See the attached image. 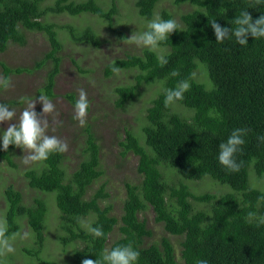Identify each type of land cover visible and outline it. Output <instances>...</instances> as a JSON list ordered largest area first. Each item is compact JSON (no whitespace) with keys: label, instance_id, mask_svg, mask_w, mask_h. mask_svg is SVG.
<instances>
[{"label":"trees","instance_id":"16d2710c","mask_svg":"<svg viewBox=\"0 0 264 264\" xmlns=\"http://www.w3.org/2000/svg\"><path fill=\"white\" fill-rule=\"evenodd\" d=\"M159 1L134 2L137 15L146 23L145 31ZM172 1L176 5H190L191 9L181 13L177 21L179 28L168 40L160 42L156 49L133 48L103 67L105 77L114 74L113 62L123 70L137 69L135 84L116 85L112 91L114 97H108L115 108H124L147 86L158 85L141 115L134 116V120L143 118L144 122L139 121L137 127L125 123L122 132L114 133L118 154L124 157L132 152L137 156L136 171L142 177L141 184H126L119 217L112 213L110 204L103 205L108 198L105 181L87 197L88 187L104 174L99 168L103 137L89 122L86 127L79 126V135L69 142L70 147L78 145L79 154L69 175L63 166L65 153H52L46 161L24 170L27 185L42 194H54V204L40 196L25 204L23 193L11 183L3 190L8 236L17 234L23 221L34 237L31 247L20 248L27 256L26 264H58L53 258L41 255L50 207L59 211V228L64 232L59 243L63 247L75 246L68 264L99 258L105 249L128 243L140 253L137 264H195L198 259H206L209 264H264V225L258 223L264 217V200L258 199L264 196V142L258 139L264 136V38L249 35L245 46L237 44L231 36L218 43L209 24L215 20L222 27L235 29L233 20L245 10L254 21L264 15V0L259 5L255 0ZM103 6L98 0H0V53L11 44L26 45L28 32L41 33L49 43L31 67L11 68L0 62L2 74L11 77L13 71L35 72L49 63L37 95L49 98L55 95L53 89L61 72L65 48L59 31H66L75 43H91L96 47L101 44L93 27L79 28L70 22L54 21L53 16L61 13L93 14L107 22L117 41L133 44L127 38L137 27L118 25L114 1L107 8ZM160 17L174 19L173 13L166 9L160 10ZM159 49L164 51L159 54ZM161 55L168 61L163 66L158 62ZM201 68L207 79H200L197 74ZM78 69L86 72L80 66ZM173 71L179 75L172 76ZM182 80H188L191 85L183 100L166 105L164 89L175 88ZM66 97L74 106L76 94L70 91ZM26 99L1 103L13 109ZM177 105L186 112L176 110ZM236 128L248 132L235 155L242 167L231 172L218 162V146ZM0 131L2 136L5 129ZM18 153L17 146L10 145L4 151L0 143V160L12 168H17L13 159ZM166 167L174 168L173 172L185 180L197 181L208 175L229 188L220 193H198L188 184L166 177L162 173ZM250 172L256 177L253 181ZM194 203L204 207L196 208ZM148 206L154 220L162 223L168 233L182 237L179 257L168 237H162L160 244H146L152 231L139 214ZM248 212L256 213V218L249 220ZM89 217L92 219L88 225L102 227L105 234L102 238L93 236L85 227ZM115 229L119 237L109 243Z\"/></svg>","mask_w":264,"mask_h":264},{"label":"rangeland","instance_id":"374dc122","mask_svg":"<svg viewBox=\"0 0 264 264\" xmlns=\"http://www.w3.org/2000/svg\"><path fill=\"white\" fill-rule=\"evenodd\" d=\"M52 1V0H50ZM107 8L111 1H114L118 8V14L115 16L118 19V25L122 26H136L137 32L145 31L146 23L137 14L135 8V0H98ZM166 9L173 13L174 19L179 20V16L182 12L191 9L190 5H176L172 0H160L153 7L152 19L156 16H160V10ZM114 19V20H115ZM53 20L61 24L73 23L79 28L84 26L93 27V29L99 35L101 44L99 46H93L91 43H75L72 42L64 30L59 31V37L64 45L62 68L54 86L55 95L49 98L56 107V113L46 115V119L49 121L48 135L59 136L68 143V150L64 152L66 154V160L64 161L65 173H69L75 168L79 156L76 150L77 144H72L70 147L69 142H73L74 136L79 135V124L74 117V106L68 101L66 97L67 92H74L76 99H78L79 89L83 88L87 92L89 100V109L87 122L92 124V128H96L103 137V149L100 154V165L104 171L103 176L96 182L92 183L87 189V197L92 195L102 183L106 182L105 191L108 193V198L105 199L104 204H110L112 206V213L119 217L123 210L122 205L126 196V184L132 183L139 186L141 184V175L136 171L137 156L132 152H129L126 156L122 157L118 154V148L114 137L115 130L120 132L122 126L127 123L130 126H135L144 122L142 120H134V116L141 115L142 110L148 104L149 98L153 96L156 86H147L139 97L134 101L125 105L124 108H115L110 104L108 97L113 98L112 92L116 85L119 84H132L136 82L135 75L137 69H126L116 74L114 73L110 77H105L103 73L104 64L115 57L122 56L126 51L133 48H142L134 43L128 44L125 42L117 41V37L114 32L108 27L107 22L98 18L93 14H80L71 16L68 13H61L53 16ZM114 25V24H113ZM135 30V31H136ZM133 31V32H135ZM132 32V33H133ZM131 35V34H130ZM48 40L39 32H28L27 43L24 46L11 44L8 46L5 52L0 53V62L5 63L7 67L15 68L16 66L31 67L35 64L36 60L42 57L44 52L48 49ZM164 50L159 49L161 54ZM49 63L43 66L41 69L32 72L29 70L13 71L11 75V87L8 89L0 88V103L3 100L27 98L21 105H16L15 110L16 118L22 110L27 106V101L35 99L37 101L35 105V111L38 114L42 113V104L38 102L39 95L37 90L41 88V83L44 79L46 70ZM78 66L85 69L86 72L80 71ZM2 66L0 67V74ZM200 79H207V74L203 69H199L198 73ZM3 75V74H2ZM176 110L184 111L181 106H175ZM126 120H129L128 122ZM53 121H57L54 123ZM15 123V120L8 122H0V129L5 130L11 124ZM54 129V130H53ZM1 132V131H0ZM18 157L14 158V162L17 163V168H12L9 164L3 160H0V219L5 218L6 212V200L3 195V190L8 184L13 186L23 193L24 203H30L33 197H42L46 200H51L54 204V194L47 195L42 194L37 189H32L27 185L26 178L24 177V170L29 166L22 163L23 155L27 153L22 148L18 147ZM119 157V158H118ZM122 158V159H120ZM33 163L30 165H37ZM172 167H166L162 173L166 177L173 180L182 181L189 185V187L195 192H218L229 188L226 184H221L206 175L201 180H185L179 175L177 176ZM255 175L250 172V181L255 180ZM196 208H203V204L194 203ZM140 218L146 220V225L151 229L152 235L146 238V244L156 243L160 244L162 237H168L174 244L176 256L180 255V243L182 237L172 235L168 233L163 224L154 220V213L148 206L145 211L139 214ZM91 217L87 219V225L91 221ZM27 232L26 238H21L23 233ZM18 235L11 241L15 248L13 253L8 254L6 257H0V260L5 261V264H26L27 256L20 250L21 247H31L34 241L33 235L29 232V228L22 222H20V230ZM64 232L59 228V211H56L53 207L49 208L46 229H45V247L42 252L43 257L53 258L58 264H68L71 261V255L73 253V246L68 245L63 247L59 243V236ZM12 236H10L11 238ZM119 237V232L115 229L109 236V243ZM29 260V258H28ZM34 261V260H33ZM35 262V261H34Z\"/></svg>","mask_w":264,"mask_h":264},{"label":"clouds","instance_id":"9594fccd","mask_svg":"<svg viewBox=\"0 0 264 264\" xmlns=\"http://www.w3.org/2000/svg\"><path fill=\"white\" fill-rule=\"evenodd\" d=\"M261 0H255V4L259 5ZM236 25L235 29L222 27L215 20L209 22L214 31L215 40L218 43H223L225 39L235 38V42L240 46L247 45L249 35L253 38H264V15L253 21L252 16L248 11H242L238 17L233 20ZM179 25L175 19H163L156 15L147 24V30L143 32H133L128 42L134 43L137 46L156 49L160 42L168 40L169 35L176 32ZM158 62L161 66L167 64V59L161 55L158 57ZM113 73L118 74L121 71L120 67L115 65L111 68ZM172 76L179 75L178 71H173ZM11 87V78L0 74V88L8 89ZM191 85L188 80L180 81L175 88H165V104L170 105L184 98V93L190 89ZM39 103L42 104V113L38 114L34 109L37 101L30 99L27 101V106L22 110L16 118L15 110H10L5 104L0 103V122L11 123L2 136L0 143L2 148L7 151L10 145H15L23 149L26 155H23L22 163L30 165L33 163L43 162L49 158L52 153H64L68 150L66 140H61L55 135H48L49 121L45 118L48 114L56 112L55 104L47 95H39ZM89 100L87 92L81 88L78 92V99L74 104V119L78 121L80 127L87 126V116L89 109ZM56 123L57 121H53ZM54 130V129H53ZM248 129L236 128L228 136L227 140L221 142L218 146V162L231 172H238L242 167V162L235 159L236 153L240 150V146L245 143L244 137L247 135ZM264 142V136L258 137ZM259 200H264V196L258 197ZM247 218L252 220L256 218V213L248 212ZM258 223L264 225V217H260ZM87 230L95 237L102 238L105 234L101 226L85 225ZM8 224L6 218L0 219V257H6L13 253L15 248L11 242L18 234L8 236ZM28 233H23L21 238H26ZM140 253L131 243L126 245H118L111 249H105L99 258L83 259L81 264H137ZM0 264H5V261L0 260ZM195 264H209L206 259H198Z\"/></svg>","mask_w":264,"mask_h":264}]
</instances>
